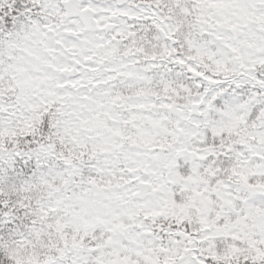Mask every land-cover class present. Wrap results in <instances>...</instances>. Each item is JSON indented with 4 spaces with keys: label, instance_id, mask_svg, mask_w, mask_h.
Wrapping results in <instances>:
<instances>
[{
    "label": "snow or ice",
    "instance_id": "obj_1",
    "mask_svg": "<svg viewBox=\"0 0 264 264\" xmlns=\"http://www.w3.org/2000/svg\"><path fill=\"white\" fill-rule=\"evenodd\" d=\"M0 264H264V0H0Z\"/></svg>",
    "mask_w": 264,
    "mask_h": 264
}]
</instances>
